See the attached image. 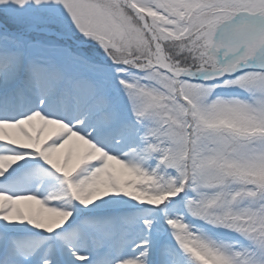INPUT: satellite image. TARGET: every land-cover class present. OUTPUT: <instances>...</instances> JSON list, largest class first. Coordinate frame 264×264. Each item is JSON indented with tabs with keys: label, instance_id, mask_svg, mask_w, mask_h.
I'll list each match as a JSON object with an SVG mask.
<instances>
[{
	"label": "snow or ice",
	"instance_id": "1",
	"mask_svg": "<svg viewBox=\"0 0 264 264\" xmlns=\"http://www.w3.org/2000/svg\"><path fill=\"white\" fill-rule=\"evenodd\" d=\"M0 264H264V0H0Z\"/></svg>",
	"mask_w": 264,
	"mask_h": 264
}]
</instances>
